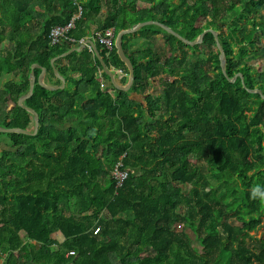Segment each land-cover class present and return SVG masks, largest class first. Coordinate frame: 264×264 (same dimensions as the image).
Wrapping results in <instances>:
<instances>
[{
	"label": "trees",
	"instance_id": "trees-1",
	"mask_svg": "<svg viewBox=\"0 0 264 264\" xmlns=\"http://www.w3.org/2000/svg\"><path fill=\"white\" fill-rule=\"evenodd\" d=\"M152 20L191 42L216 31L237 80L212 33L195 46L158 27L125 35L128 91L88 46L59 59L65 88L37 83L25 103L38 135L0 134V264H264V203L250 197L264 186V0H0V128L35 131L19 103L35 64L62 85L54 58ZM96 45L126 85L116 47Z\"/></svg>",
	"mask_w": 264,
	"mask_h": 264
},
{
	"label": "water",
	"instance_id": "water-1",
	"mask_svg": "<svg viewBox=\"0 0 264 264\" xmlns=\"http://www.w3.org/2000/svg\"><path fill=\"white\" fill-rule=\"evenodd\" d=\"M146 27H158L164 31H166L167 33L175 36L176 38L180 39L182 42H184L187 45L190 46H195L198 45L200 43L203 42V39L205 37V35L207 33H212L215 37L217 46L219 48V58H220V64L222 67V71L223 73L226 75V77L232 81L235 82L237 80V75L234 76L232 79H230L226 73V68H225V63H226V54L224 53V50L221 46L220 40H219V36L218 33L212 29H208L205 30L199 37L197 40L195 41H189L187 39H185L184 37H182L180 34H178L177 32H175L173 29H171L169 26L161 23L160 21L157 20H152V21H147V22H142L139 24L134 25L131 29H127V30H121L116 37L115 40V47L117 49V53L120 57V59L124 62V64L126 65V67L128 68L129 74H128V83L126 85H120L119 83H117L115 76L112 72H110L103 60V58L101 57V54L97 48V45L94 43V41H92L91 39L87 40V43L89 45H91L93 47V50L97 56V58L100 60V62L102 63V66L105 70V72L109 75V77L111 78V82L112 84L119 90L121 91H128L130 90V88L133 86L134 84V80H135V69H134V65L131 62V60L127 57L124 48H123V37L125 35H129V34H133L135 32H137L138 30L142 29V28H146ZM85 46L83 45L81 48H72L71 50H69L68 52H65L63 55L56 57L53 59V66L55 67V72L57 74V76L59 77V79L62 81V85H50L47 84L44 80L45 75L47 74V69L42 67L40 64H35L33 66V70H32V80H31V90L30 93L23 97L20 100V106H22L23 108H25L26 110L30 111L31 113H33L35 115V121H36V126H35V131L32 132L30 130H24L22 128H0V134H5V133H19V134H24V135H38L39 130H40V124H41V116L40 114L33 108L25 105L26 101L28 99H30L31 97H33L34 92H35V88L37 83H39L40 85H42L43 87H45L48 90H60V89H64L66 86V80L64 79V77L60 74L59 70L56 68V62L61 59V58H65L66 56H68L69 54H71L72 52H79L81 51ZM40 68L42 69V73L40 74V76H37L36 74V69ZM240 76H242L241 74H239ZM248 91L250 93H256L258 92L259 94H262V91L260 89H248ZM264 98V96H262Z\"/></svg>",
	"mask_w": 264,
	"mask_h": 264
},
{
	"label": "built area",
	"instance_id": "built-area-1",
	"mask_svg": "<svg viewBox=\"0 0 264 264\" xmlns=\"http://www.w3.org/2000/svg\"><path fill=\"white\" fill-rule=\"evenodd\" d=\"M82 15L81 9L77 16L73 17L70 22H68L64 26H56L52 29L50 33V41L51 45H58L62 43L64 39L68 38V33L75 28V21L80 18ZM117 37V30L115 28H109L104 31L97 32L95 36H91L88 39H92V41L97 42L102 46L103 50L105 51L106 55L109 56L115 48V40ZM87 38L81 40L80 42L84 46H88L90 50H93V47L87 43ZM71 41L75 42L73 38ZM97 41V42H96ZM94 51V50H93ZM118 73L123 74L122 70H118ZM101 87H104V83L101 84ZM120 165L116 166L115 169V176L117 179V185L122 186L124 181L127 179V173L120 169Z\"/></svg>",
	"mask_w": 264,
	"mask_h": 264
},
{
	"label": "crops",
	"instance_id": "crops-1",
	"mask_svg": "<svg viewBox=\"0 0 264 264\" xmlns=\"http://www.w3.org/2000/svg\"><path fill=\"white\" fill-rule=\"evenodd\" d=\"M142 8H144V5L142 6ZM88 38H90V36H89ZM88 38H87V39H88ZM88 40H89V39H88ZM91 40H92V39H91ZM94 42H95V41H94ZM82 46H83V45H81V47H82ZM81 47H79V48H81ZM84 48H85V47H84ZM84 48H83V49H84ZM83 49H82V50H83ZM82 50H81V51H82ZM81 51H79V52H81ZM108 70L114 74L117 83H119L120 85H123V84L121 83V80H122L125 76H127V75H126L125 73H123V74L118 73V70H116L115 68H109ZM45 77H46V75H45ZM44 80H45V78H44ZM46 81H47V80H46ZM127 83H128V82H127ZM104 84H107V80H105ZM111 93H112V95H113L114 97L117 96V92H116V91H111ZM134 97L137 98V99H140L139 96H135V95H134ZM22 238H25V235H24V234H22Z\"/></svg>",
	"mask_w": 264,
	"mask_h": 264
},
{
	"label": "clouds",
	"instance_id": "clouds-1",
	"mask_svg": "<svg viewBox=\"0 0 264 264\" xmlns=\"http://www.w3.org/2000/svg\"><path fill=\"white\" fill-rule=\"evenodd\" d=\"M250 197L254 200L258 199L264 203V186L257 185L251 189Z\"/></svg>",
	"mask_w": 264,
	"mask_h": 264
},
{
	"label": "rangeland",
	"instance_id": "rangeland-1",
	"mask_svg": "<svg viewBox=\"0 0 264 264\" xmlns=\"http://www.w3.org/2000/svg\"><path fill=\"white\" fill-rule=\"evenodd\" d=\"M260 67H261V64L256 63V68H260ZM262 232H263V229L259 231L258 236H260L262 234ZM190 235H191L192 240H193V245L195 246L196 249H198L200 251L201 245H200L199 241L196 239V236H194L191 232H190Z\"/></svg>",
	"mask_w": 264,
	"mask_h": 264
}]
</instances>
